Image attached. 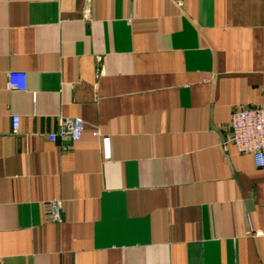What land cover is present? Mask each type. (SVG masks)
I'll return each mask as SVG.
<instances>
[{"label": "crops", "instance_id": "obj_1", "mask_svg": "<svg viewBox=\"0 0 264 264\" xmlns=\"http://www.w3.org/2000/svg\"><path fill=\"white\" fill-rule=\"evenodd\" d=\"M263 104L264 0H0V256L264 264V168L227 142Z\"/></svg>", "mask_w": 264, "mask_h": 264}, {"label": "built area", "instance_id": "obj_2", "mask_svg": "<svg viewBox=\"0 0 264 264\" xmlns=\"http://www.w3.org/2000/svg\"><path fill=\"white\" fill-rule=\"evenodd\" d=\"M7 81L9 89H26V74L23 72H9ZM19 126L20 118L14 115L12 117L13 134L19 133ZM83 127L84 123L80 118H61L58 131L50 134L49 139L56 141L58 137H69L72 140H78L81 137ZM227 142L233 145L238 152L250 154L258 168H264V104L240 109L233 113ZM104 155L107 159L110 157L107 138L104 139ZM45 219L51 222L61 220L60 201L52 200L48 203ZM0 264H5L2 256H0Z\"/></svg>", "mask_w": 264, "mask_h": 264}]
</instances>
